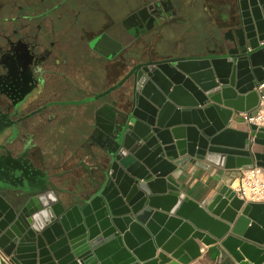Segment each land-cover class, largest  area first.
<instances>
[{
    "label": "water",
    "instance_id": "1",
    "mask_svg": "<svg viewBox=\"0 0 264 264\" xmlns=\"http://www.w3.org/2000/svg\"><path fill=\"white\" fill-rule=\"evenodd\" d=\"M240 4L226 53L148 61L109 89L123 87L94 114L108 122L110 150L81 193L59 188L37 167L27 156L31 145L0 144V264H188L201 255L195 239L215 264H264V203H245L225 185L204 206L172 176L187 162L264 167V152L255 149L264 145V127L230 125L235 112L257 106L255 87L264 79V0ZM149 8L122 25L132 32L128 23ZM101 39L121 47L99 35L90 46L102 55ZM48 191L58 198L56 220L37 232L28 218Z\"/></svg>",
    "mask_w": 264,
    "mask_h": 264
},
{
    "label": "crops",
    "instance_id": "2",
    "mask_svg": "<svg viewBox=\"0 0 264 264\" xmlns=\"http://www.w3.org/2000/svg\"><path fill=\"white\" fill-rule=\"evenodd\" d=\"M134 1L123 15H115L114 11L109 10L98 0H8L2 1L3 5H0V32L3 28H7L9 32L17 30L23 36L38 37L41 41L39 50L45 55L44 63L51 64L57 61L63 64V66H43L45 70L41 82L48 90L33 109L53 103L54 106L45 110L46 114L51 113L53 118L44 129L30 130L33 134L34 147L28 154L34 164L46 171L49 178L61 189H71L81 193L82 187L88 185L97 175L98 165L105 160L102 159L105 151L89 137V131L82 129L83 123L88 119L86 112L91 108V104L81 106L79 103L87 102L78 101L76 107L78 110L75 108L77 111L68 114L64 112V107L57 106L55 102L68 99V90L73 88L74 79L78 81L81 90L84 89L77 95L84 97L87 93L89 95L95 93L98 90L97 85L101 90L106 86L114 85L115 82L118 83L129 72L131 67L129 65L135 62L134 60L139 62L166 56L157 50V44L163 36L162 29L172 28L183 22L187 8L192 6L193 0ZM158 1H169V9L168 12L155 14L158 16L157 24H153L136 36L130 34L129 30L121 25V20L132 11L151 6ZM201 3L203 8H207L210 20L217 22L222 34V37L216 41L215 47L205 56L226 53L232 46L230 37L232 35L236 37L235 30L241 24L240 0H201ZM138 24L135 22L136 29L139 28ZM104 29L111 37L122 42L120 51L129 58L126 66H113L106 81L100 82L95 79L96 81L89 83V86H85L92 76L100 72V66L95 65L103 58L101 53L89 46L88 40ZM138 52L140 55L135 54ZM66 63L72 66H65ZM71 91L73 92L74 88ZM115 92L117 91H114L110 102L121 90ZM100 100L99 98L96 103L93 102L94 107L90 110L102 105L99 103ZM25 106L20 108L21 113L26 109ZM256 109L257 106L252 112L254 113ZM230 125L240 130L249 127L239 112L233 114ZM86 145L95 154L89 160L83 156ZM255 149L264 152V145H257ZM77 150L80 151L77 159L66 163L68 156ZM71 169H73L71 174H74L70 176L67 170ZM236 175L237 169H224L213 164L209 169H205L196 166L193 162H187L172 172L178 184L184 186L182 192L192 191V198L204 206L216 198L223 186L231 185ZM5 197L10 200L9 194ZM195 241L200 247L201 255L188 264H215V261L209 257V246L199 239ZM158 253H162L161 249L157 250Z\"/></svg>",
    "mask_w": 264,
    "mask_h": 264
},
{
    "label": "flooded vegetation",
    "instance_id": "3",
    "mask_svg": "<svg viewBox=\"0 0 264 264\" xmlns=\"http://www.w3.org/2000/svg\"><path fill=\"white\" fill-rule=\"evenodd\" d=\"M2 1L7 2L8 0H1L0 5H3ZM144 7H150L148 9V14L145 15V13H142V15H138L139 17L137 19L128 23V26H130L132 30L130 34L133 36H136L142 31H146L149 27H152L153 24H157L158 16H155V14L168 12L169 1H158L152 6L149 5ZM142 8L143 7L132 11L129 15ZM135 22L139 23L138 29L135 28ZM104 33L108 34L107 30L104 29L102 32L90 38L88 40L89 46L95 38ZM118 41L122 43L120 40ZM40 45L41 41L36 36H23L19 34L17 30H14V32H9L7 28H3V30L0 32V144H2L3 149L10 148L11 140L18 138V141H21L19 142L20 151L31 145L28 151L29 154L31 149L34 147L32 143L33 134L30 132V130L44 129L45 125L53 118V116L50 115L51 113L46 114L45 112V110L49 109V107L54 106L53 103L41 105L39 108L36 107L37 109H33V107H35L40 102L44 93L48 90L41 82L42 78H44L43 70L45 69L43 66H63V64H60L57 61H54L51 64H45L43 60L45 55L40 52ZM98 45L99 48H103L105 50L106 55H103L100 63L95 65L100 66V72L98 75L92 76L87 81L88 85L85 86H89V83L94 82L95 79L99 80L100 82L106 81L109 73L112 71V67L126 66L127 60L129 58L122 54L120 51L122 48L115 49L114 45L107 39H101ZM135 45L136 44H134L133 47H135ZM114 52H116V54H114ZM135 54L140 55L139 52ZM170 58L171 57L164 56L160 59H147L139 62L134 60L135 62L129 65L131 66L129 71L135 66L144 64L148 61H157ZM65 66L72 65L66 63ZM115 84L117 83L115 82ZM72 85L74 91H71L73 88L68 90V99L55 102L57 106L64 107V112L68 114H73V111L78 110V108H76L78 106V101L85 100L87 102L100 98L101 100L99 103L104 104L105 102H110L112 100L114 91H117L115 93H118L123 88L120 86L109 91V89L114 86L112 84L106 86L97 94L93 93L94 95H89V93H87L84 97H79L77 94H80V92L84 89L81 90L78 82L75 79L74 82L72 80ZM17 92H19V95H16ZM99 94H102V96L97 98L96 96ZM22 106H25L26 109L21 113L20 108ZM75 108L77 110H75ZM93 110L89 109V113H92V115L88 120H86L87 122L85 121L83 124L87 125L86 130L90 132V138L101 145L104 148V151L107 149L110 150L107 138L108 134H106L105 130L109 127L108 122L102 118L96 120ZM84 148L83 156L87 158V160L93 158L95 154L90 150L88 145L84 146ZM79 152L80 151L78 150L73 151L65 162L69 163V161H75L79 155ZM103 154H105V152H103ZM67 171L70 176L74 174H71L73 169Z\"/></svg>",
    "mask_w": 264,
    "mask_h": 264
},
{
    "label": "rangeland",
    "instance_id": "4",
    "mask_svg": "<svg viewBox=\"0 0 264 264\" xmlns=\"http://www.w3.org/2000/svg\"><path fill=\"white\" fill-rule=\"evenodd\" d=\"M98 1L105 4L109 10L114 11L115 15L125 14L128 7L135 2L134 0ZM201 4V0H193L192 6L187 8V14L184 16L183 22L178 23V25L172 28L164 27L162 29L163 36L157 44V50L161 54L171 58L185 57L186 59H197L204 57L209 50L215 47L216 41L222 37V34L217 22L210 20L207 8H203ZM97 86L98 90L94 94L102 91V89L99 90L100 86ZM97 100L79 103V105L91 104L90 109H92ZM89 112V110L86 112L88 119L92 115ZM86 127L87 125L83 124L82 129L86 130Z\"/></svg>",
    "mask_w": 264,
    "mask_h": 264
},
{
    "label": "built area",
    "instance_id": "5",
    "mask_svg": "<svg viewBox=\"0 0 264 264\" xmlns=\"http://www.w3.org/2000/svg\"><path fill=\"white\" fill-rule=\"evenodd\" d=\"M258 105L256 111L240 112L243 121L257 128L264 127V79L256 87ZM236 196L245 203H264V167L253 165L237 169V175L231 185Z\"/></svg>",
    "mask_w": 264,
    "mask_h": 264
},
{
    "label": "clouds",
    "instance_id": "6",
    "mask_svg": "<svg viewBox=\"0 0 264 264\" xmlns=\"http://www.w3.org/2000/svg\"><path fill=\"white\" fill-rule=\"evenodd\" d=\"M146 83V79L142 78L141 87ZM122 155L127 156V151L122 152ZM36 200L41 205L38 211L34 212L28 219L30 227L37 232H42L56 220V213L53 210V205L58 198L52 191L42 193Z\"/></svg>",
    "mask_w": 264,
    "mask_h": 264
}]
</instances>
